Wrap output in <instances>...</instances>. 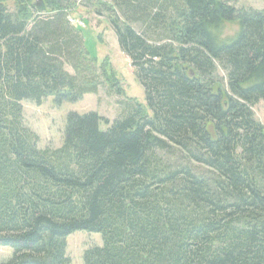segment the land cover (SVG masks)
Returning <instances> with one entry per match:
<instances>
[{
	"label": "trees",
	"instance_id": "1",
	"mask_svg": "<svg viewBox=\"0 0 264 264\" xmlns=\"http://www.w3.org/2000/svg\"><path fill=\"white\" fill-rule=\"evenodd\" d=\"M108 1L98 5L145 103L129 99L107 128L70 111L62 144L41 148L23 101L123 89L70 22L71 0H0V247L13 251L0 264H71L79 230L102 239L84 264H264V125L252 109L264 100V9ZM228 22L238 30L224 39Z\"/></svg>",
	"mask_w": 264,
	"mask_h": 264
},
{
	"label": "rangeland",
	"instance_id": "2",
	"mask_svg": "<svg viewBox=\"0 0 264 264\" xmlns=\"http://www.w3.org/2000/svg\"><path fill=\"white\" fill-rule=\"evenodd\" d=\"M100 0H71L75 6L69 8L70 18L83 20L85 26L81 27L84 41L89 52L100 60L107 61L108 69L113 70L123 89L122 94L109 92L108 86L99 88L98 93L85 94L82 99L61 104L54 102V97L49 96L38 105L32 101H23L24 119L40 136L39 146L58 147L63 142L67 114L70 111L78 113L97 112L102 117L101 128L119 118L126 108L129 99L145 103L144 89L135 77L129 57L120 49L117 36L110 26L108 17L112 14L99 6ZM237 8L264 9V0H228ZM101 2L109 4L108 0ZM9 7L14 8L9 2ZM101 10L99 13L97 10ZM101 14V15H100ZM73 20L70 21L73 23ZM238 25L228 22L224 26L222 37L228 39L236 34ZM66 70L74 72L71 66L66 65ZM253 112L258 121L264 125V100L253 106ZM109 123L107 125V123ZM195 169L202 171V166L195 164ZM101 235L98 233L79 230L67 237V253L71 257V264H84L83 253L92 246L101 245ZM13 251L10 247H0V261L11 257Z\"/></svg>",
	"mask_w": 264,
	"mask_h": 264
},
{
	"label": "water",
	"instance_id": "3",
	"mask_svg": "<svg viewBox=\"0 0 264 264\" xmlns=\"http://www.w3.org/2000/svg\"><path fill=\"white\" fill-rule=\"evenodd\" d=\"M37 8L44 10L46 8L45 4L41 2V4L37 3Z\"/></svg>",
	"mask_w": 264,
	"mask_h": 264
},
{
	"label": "built area",
	"instance_id": "4",
	"mask_svg": "<svg viewBox=\"0 0 264 264\" xmlns=\"http://www.w3.org/2000/svg\"><path fill=\"white\" fill-rule=\"evenodd\" d=\"M69 20L72 21L73 19L69 16ZM73 24L83 25V22H80L79 20H73Z\"/></svg>",
	"mask_w": 264,
	"mask_h": 264
}]
</instances>
